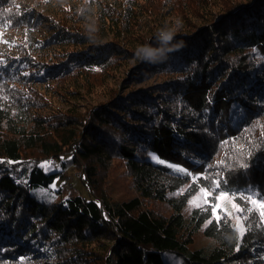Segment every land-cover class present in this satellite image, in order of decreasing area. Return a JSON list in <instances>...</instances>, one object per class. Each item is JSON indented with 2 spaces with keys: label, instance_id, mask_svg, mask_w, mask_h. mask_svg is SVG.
Wrapping results in <instances>:
<instances>
[{
  "label": "trees",
  "instance_id": "obj_1",
  "mask_svg": "<svg viewBox=\"0 0 264 264\" xmlns=\"http://www.w3.org/2000/svg\"><path fill=\"white\" fill-rule=\"evenodd\" d=\"M19 1L0 0V264H163V252L264 264V0H72L48 40L33 39L38 22ZM166 24L185 46L140 62L137 46ZM110 77L119 83L82 112L52 106L65 85ZM115 159L137 195L103 192ZM68 166L86 194L66 184ZM201 189L229 195L241 227L186 217ZM199 229L208 241L189 249Z\"/></svg>",
  "mask_w": 264,
  "mask_h": 264
},
{
  "label": "rangeland",
  "instance_id": "obj_2",
  "mask_svg": "<svg viewBox=\"0 0 264 264\" xmlns=\"http://www.w3.org/2000/svg\"><path fill=\"white\" fill-rule=\"evenodd\" d=\"M72 0H53V3L44 6L40 3L39 0H20V5L31 12L33 18L38 22V27L35 31L31 33V36L34 40H48L49 37L54 34L52 26L50 25V18L55 16L59 17L60 13L58 10ZM13 32H8L7 36H13ZM55 46V45H54ZM54 48V47H53ZM39 59L38 61H42ZM42 71L45 66L43 64L39 67ZM117 76V75H116ZM155 80H149V83H154ZM79 83V84H78ZM76 83L75 86H72L71 83L64 86L65 91L62 92L66 95L64 97H58L54 94V103L53 107L55 108H69L73 107L74 109H79L80 112L84 108L94 101L101 99L105 96V93L109 89V86L116 85L119 83L117 77H110L104 82V85H97L94 88H86L80 82ZM45 86V85H44ZM49 88V87H48ZM69 90V93H68ZM74 90L75 93H72ZM49 93H51V87L49 88ZM42 168L48 170L50 168H60V162L56 161L51 165H47L46 162L39 163ZM79 169L73 166H68L64 173L66 175V184L71 183L72 185L78 187L81 192L86 194L85 188L81 185L80 179L77 177L79 175ZM102 190L106 196L112 199H127L132 196L137 195V192L132 186L131 179L127 175L124 164L120 159L111 160L108 162L103 181L101 182ZM203 190V191H202ZM34 194L40 199H48L50 197L46 191L37 188L34 190ZM255 204L251 202L253 207L259 205L257 200ZM154 207L158 212L168 214L171 212V209L167 202L159 201L154 203ZM195 208L200 212H210L212 216L224 215L228 216L237 227H241V212L237 204L233 199L227 194L215 195L208 190L201 189L195 195H193L187 204L183 207L182 213L188 217L191 210ZM213 210L215 214H213ZM208 239L202 234V230H197L193 235V241L189 244V249H193L200 245L205 244ZM162 257L164 260L163 264H182L180 256H176L173 253L163 252Z\"/></svg>",
  "mask_w": 264,
  "mask_h": 264
},
{
  "label": "clouds",
  "instance_id": "obj_3",
  "mask_svg": "<svg viewBox=\"0 0 264 264\" xmlns=\"http://www.w3.org/2000/svg\"><path fill=\"white\" fill-rule=\"evenodd\" d=\"M179 21L177 24L179 25ZM155 43H144L137 46L136 58L151 65L166 63L171 55L181 50L185 45L176 40V33L166 24L161 27L153 37Z\"/></svg>",
  "mask_w": 264,
  "mask_h": 264
},
{
  "label": "snow or ice",
  "instance_id": "obj_4",
  "mask_svg": "<svg viewBox=\"0 0 264 264\" xmlns=\"http://www.w3.org/2000/svg\"><path fill=\"white\" fill-rule=\"evenodd\" d=\"M243 167H247V165H242ZM203 191V190H202ZM246 199V198H245ZM253 204L256 203V201H252ZM262 209H264V205L261 206ZM251 211V209H249ZM213 214H215L214 210H213ZM261 215H264V211L261 212Z\"/></svg>",
  "mask_w": 264,
  "mask_h": 264
}]
</instances>
